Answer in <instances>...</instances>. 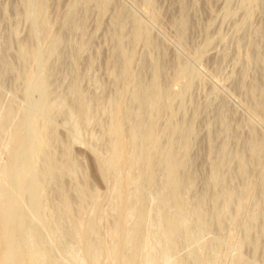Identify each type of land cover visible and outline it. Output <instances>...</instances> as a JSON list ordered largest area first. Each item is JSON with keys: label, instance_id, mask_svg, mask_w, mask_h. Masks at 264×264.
I'll list each match as a JSON object with an SVG mask.
<instances>
[{"label": "rangeland", "instance_id": "rangeland-1", "mask_svg": "<svg viewBox=\"0 0 264 264\" xmlns=\"http://www.w3.org/2000/svg\"><path fill=\"white\" fill-rule=\"evenodd\" d=\"M0 173V264H264V0H0Z\"/></svg>", "mask_w": 264, "mask_h": 264}, {"label": "bare ground", "instance_id": "bare-ground-1", "mask_svg": "<svg viewBox=\"0 0 264 264\" xmlns=\"http://www.w3.org/2000/svg\"><path fill=\"white\" fill-rule=\"evenodd\" d=\"M135 32V31H134ZM27 53V52H26ZM141 94V93H140ZM158 98H159V96H158ZM160 101V100H159ZM11 135V134H10ZM14 136V135H13ZM11 140V139H10ZM112 140H113V138H112ZM111 142V141H110ZM18 143H19V135H15L14 137H13V144L16 146V145H18ZM122 145H123V143H122V140L121 139H118V145H117V149H116V153L114 154V160L116 161V162H120L121 161V156H120V150H121V148H122ZM21 146V145H20ZM116 147V146H115ZM18 149H19V147H18ZM174 158V157H173ZM145 163H146V161H144ZM172 163V162H171ZM136 166V165H135ZM13 167V166H12ZM132 167V166H131ZM4 168V167H3ZM3 168H1V169H3ZM117 170V169H116ZM2 171V170H1ZM3 172V171H2ZM1 174V173H0ZM2 176H4V175H2ZM6 176V175H5ZM119 177V176H118ZM117 181V180H116ZM121 184V183H120ZM119 185V184H118ZM117 185V186H118ZM15 188V187H14ZM120 188V187H119ZM29 191H30V194H31V197L34 199V193H35V190H34V186L32 185V186H30L29 187ZM4 195V194H3ZM129 212H131V211H129ZM133 212H134V210H133ZM10 214L8 213V215H7V220H9L10 219ZM165 220V219H164ZM166 225H168L169 224V220L167 221V218H166V220H165V222H164ZM92 225V224H91ZM145 225V224H144ZM116 230V229H115ZM114 230V231H115ZM91 232V231H90ZM26 236V235H25ZM137 236L138 235H136V233H135V236H134V241H138V238H137ZM9 237V235H7V238ZM128 238V237H127ZM126 238V239H127ZM118 241V240H117ZM126 242V241H125ZM146 242V241H145ZM125 244V243H124ZM128 244V243H127ZM9 246V245H8ZM122 246V245H121ZM11 246H9V248H10ZM7 248V245L5 246V249ZM37 248H39V247H37ZM4 249V250H5ZM8 249V248H7ZM11 249H12V251H11ZM10 250H7L8 252L10 251V253H9V255H11L12 256V254H13V258H14V256H15V263L13 262V264H21L22 262H21V260L20 259H22L21 257H20V255L16 252V249H13V248H11ZM3 250V249H2ZM3 250V251H4ZM114 250H116V248H114ZM2 251V252H3ZM5 252V251H4ZM7 253V252H6ZM6 253L3 255L4 257H9V255H8V253H7V255H6ZM3 254V253H2ZM2 256V257H3ZM148 256V255H147ZM155 256V255H154ZM3 257V258H4ZM12 257H9V258H11V260H12ZM149 257V256H148ZM2 258V259H3ZM6 258V259H7ZM8 258V259H9ZM5 259V258H4ZM13 259V260H14ZM10 260V259H9ZM148 261V260H147ZM195 261V260H194ZM21 262V263H20ZM26 262H28V261H26ZM25 262V263H26ZM113 262V261H112ZM10 263H11V261H10ZM122 263V262H121ZM194 263V262H193ZM114 264V263H113ZM117 264V263H116Z\"/></svg>", "mask_w": 264, "mask_h": 264}]
</instances>
